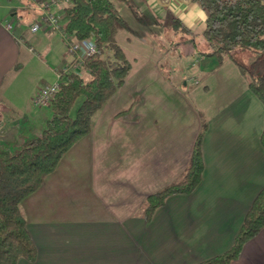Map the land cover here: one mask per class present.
<instances>
[{
	"label": "crops",
	"instance_id": "obj_1",
	"mask_svg": "<svg viewBox=\"0 0 264 264\" xmlns=\"http://www.w3.org/2000/svg\"><path fill=\"white\" fill-rule=\"evenodd\" d=\"M132 2L159 31L174 17L188 33L172 45L173 60L145 39L149 26H136L133 11L114 2L127 25L114 42L129 71L91 117L89 132L21 201L36 257L16 264H199L230 248L264 186L263 105L235 63L242 64L233 55L235 62L195 54L205 20L197 3ZM66 6L67 0H0V145L14 148L36 137L50 117L49 108L34 107L32 99L57 81L65 62V44L44 17L61 15L62 26ZM19 11L40 15L24 27L17 25ZM32 25L38 26L33 33ZM39 57L54 65L45 66L47 81L35 85L23 77ZM163 59L167 71L159 66ZM202 123L199 184L189 195L168 196L146 223L144 199L180 176ZM230 264H264V230Z\"/></svg>",
	"mask_w": 264,
	"mask_h": 264
},
{
	"label": "trees",
	"instance_id": "obj_2",
	"mask_svg": "<svg viewBox=\"0 0 264 264\" xmlns=\"http://www.w3.org/2000/svg\"><path fill=\"white\" fill-rule=\"evenodd\" d=\"M165 1V0H159ZM198 4L205 15L204 29L195 44L200 57L222 55L232 58L235 50L264 54V0H189ZM114 2L135 10L132 0H68L63 9L64 34L75 41L91 37L95 52L81 64L80 74H61L57 91L48 105L50 117L36 137L9 148L0 145V264L28 263L35 260L36 251L25 228L20 212L21 201L35 191L55 168L62 155L90 130L91 117L123 84L129 63L114 42L118 30H127L124 20L114 9ZM169 28L174 33H188L174 17ZM246 77L247 88L263 105V126L259 143L264 151V72L250 73L235 63ZM18 66L14 67V71ZM76 98L81 101L69 117ZM202 123L195 137L187 164L180 176L161 190L144 199L140 215L147 223L155 209L171 195H189L200 182L203 163L200 152ZM264 230V186L251 202L230 248L199 264H230L243 244Z\"/></svg>",
	"mask_w": 264,
	"mask_h": 264
},
{
	"label": "rangeland",
	"instance_id": "obj_3",
	"mask_svg": "<svg viewBox=\"0 0 264 264\" xmlns=\"http://www.w3.org/2000/svg\"><path fill=\"white\" fill-rule=\"evenodd\" d=\"M41 9H43V7H41ZM137 12L138 15L136 14ZM133 13L135 17L133 23H135L136 26H143V27L149 26L151 29L149 33H147L145 39L148 42L153 43L157 49L162 50V48H166L169 54L174 55V50H172V45L174 44V42H176L178 38H180L181 32L174 33L173 31H171L169 27H166V29H164V31L161 32L158 30L157 25H155L154 23L150 25L152 21V17L150 15L146 14L145 12L139 13V11L137 10L136 11L134 10ZM33 14L37 16L39 13L37 11H32V12L19 11V18H17L18 20L17 25L25 27L28 24H30L34 20V17H31V15ZM145 23L148 24L146 25ZM60 50L61 49L59 47L58 51ZM232 55L239 63L244 65L250 73L255 75L264 72V54H253L249 52H241L235 50L232 52ZM221 57H223V55ZM175 59L176 57L174 55L173 60ZM215 60L218 61V59L216 58ZM40 61L42 62L44 61V63H41ZM46 65L51 66L54 64L52 63V61L50 62L46 58L39 57L35 63H32L31 65L28 66V68L25 71V76L23 77V80H25L28 83H35V85H39L40 83L41 84L45 83L48 77L45 74ZM160 65H163L165 71H167V69L169 68L166 59L161 60L159 66ZM80 76L84 77V73L82 71L80 72ZM80 101H81L80 98L75 99V101L71 105L69 111V117H73Z\"/></svg>",
	"mask_w": 264,
	"mask_h": 264
},
{
	"label": "built area",
	"instance_id": "obj_4",
	"mask_svg": "<svg viewBox=\"0 0 264 264\" xmlns=\"http://www.w3.org/2000/svg\"><path fill=\"white\" fill-rule=\"evenodd\" d=\"M41 7H46V5L42 4ZM61 17L62 16L58 14L44 17V23L47 27L52 31L57 32L65 44V62L57 72V81L61 74H80L82 62L95 52L94 43L91 37L86 38L83 41H75L62 32L60 22ZM6 29H10V26H6ZM37 29V25H32L28 28L32 33L37 31ZM57 81L44 86L37 91L32 99V105L34 107H47L49 105L52 95L57 91Z\"/></svg>",
	"mask_w": 264,
	"mask_h": 264
}]
</instances>
